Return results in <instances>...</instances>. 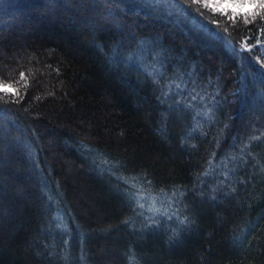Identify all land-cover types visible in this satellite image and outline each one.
Returning <instances> with one entry per match:
<instances>
[{"label": "trees", "instance_id": "16d2710c", "mask_svg": "<svg viewBox=\"0 0 264 264\" xmlns=\"http://www.w3.org/2000/svg\"><path fill=\"white\" fill-rule=\"evenodd\" d=\"M255 11L0 0V264H264Z\"/></svg>", "mask_w": 264, "mask_h": 264}, {"label": "snow or ice", "instance_id": "6c2138e0", "mask_svg": "<svg viewBox=\"0 0 264 264\" xmlns=\"http://www.w3.org/2000/svg\"><path fill=\"white\" fill-rule=\"evenodd\" d=\"M212 7L215 11L227 15L229 9H231L233 16L231 17L233 20L235 17L243 13L245 16L252 15L255 16L256 9H264V0H239V2H234V0H223V2L213 3ZM261 34H264V28L259 30ZM24 78V74H21V79ZM0 92L11 93L13 95L19 96L20 92L13 88L11 85L0 84Z\"/></svg>", "mask_w": 264, "mask_h": 264}, {"label": "rangeland", "instance_id": "374dc122", "mask_svg": "<svg viewBox=\"0 0 264 264\" xmlns=\"http://www.w3.org/2000/svg\"><path fill=\"white\" fill-rule=\"evenodd\" d=\"M201 1H203L204 3L210 6H212L213 3L223 2V0H201ZM234 2H239V0H234ZM228 11H231V9H229Z\"/></svg>", "mask_w": 264, "mask_h": 264}]
</instances>
